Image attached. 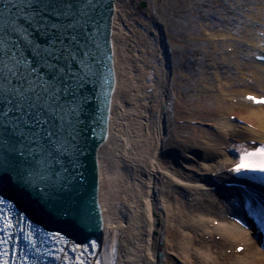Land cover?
Instances as JSON below:
<instances>
[{
	"label": "bare ground",
	"instance_id": "obj_1",
	"mask_svg": "<svg viewBox=\"0 0 264 264\" xmlns=\"http://www.w3.org/2000/svg\"><path fill=\"white\" fill-rule=\"evenodd\" d=\"M122 1H117L118 9H123ZM151 4L145 16L151 27L146 25L142 30L143 41L135 45L134 60H126L123 74L117 72L108 135L96 153L100 223L93 225L92 231L105 244L116 246V264H170L175 258L179 264H264V252L255 241L227 220L225 212L233 213L227 209L231 203L221 197L226 192L219 185L233 176L231 169L241 152L264 141V106L245 98L246 94L264 90V69L257 68H264V63L246 58L248 51L253 56L261 53L254 31L256 26L264 29V0H226L211 6L204 21L201 19L207 31L221 28L252 35V41L246 40L253 44H241L245 53L238 56L235 66L233 56L224 51L223 61L212 65L214 72H207V79L204 76L200 80L205 85L195 82L199 68L190 78L179 76L183 81L193 80L194 91H203L212 99L207 110L194 113L180 108L185 93L178 99L174 91L177 84L167 66L172 52L168 34L155 0ZM238 11L250 12L253 27L231 17ZM220 15L224 17L218 25L212 19ZM118 16L116 47L117 38L128 45L126 37L130 33L123 16ZM218 40L222 45L228 38ZM241 45L236 42L234 47ZM214 54L217 52H196V59L181 62V71L189 74ZM211 79L220 82L212 86ZM241 81L256 92L238 93L236 85ZM181 87L185 90L186 85ZM181 120L183 124L196 121L191 134L178 129ZM203 122L207 127L199 128ZM214 220L217 226L210 225ZM239 245H244L239 253L229 255L224 251L225 247L237 249Z\"/></svg>",
	"mask_w": 264,
	"mask_h": 264
},
{
	"label": "snow or ice",
	"instance_id": "obj_2",
	"mask_svg": "<svg viewBox=\"0 0 264 264\" xmlns=\"http://www.w3.org/2000/svg\"><path fill=\"white\" fill-rule=\"evenodd\" d=\"M102 5L103 0H0V180H15L44 204L56 197L62 211L85 226L90 216L81 207L76 185L83 179L81 158L98 123L95 101L104 96L107 82L101 59L107 43L101 33ZM249 99L264 104V99ZM231 171L264 173V146L243 153ZM252 199V226L264 232V194ZM6 204L13 207L0 197V205ZM16 220L14 224L12 216L0 212V264H17L12 256L19 248L13 252L10 244L18 242L13 230L24 217ZM51 236L68 242L60 232ZM23 240L25 259L30 252L38 264L42 254L32 231ZM90 247L96 248V242ZM88 249L74 244L72 252L80 254L75 261L65 259L88 264Z\"/></svg>",
	"mask_w": 264,
	"mask_h": 264
},
{
	"label": "rangeland",
	"instance_id": "obj_3",
	"mask_svg": "<svg viewBox=\"0 0 264 264\" xmlns=\"http://www.w3.org/2000/svg\"><path fill=\"white\" fill-rule=\"evenodd\" d=\"M145 1L147 3L146 7H142L141 3ZM226 2V0H155V3L158 6L160 15L162 20L164 21V27L166 28L168 37L167 41H169V44L171 46V71H169V74H171V78L173 79V82L177 85H175V92L178 97V99L182 96V92L185 93V99L183 100V104H180V108L182 110L187 111L188 113H194L196 111H202L207 110L208 105L210 104L209 99L210 97L208 94H205L203 91L200 93L194 91L196 89L194 85V81L192 80V83L187 80L179 79V76L183 74L186 78H190L191 75L194 76L195 69H200V75L199 78L197 77L195 79V82L198 84L205 85L202 81L204 79V76L206 77V74L208 72V75H211V73L214 72L215 68H212V65L214 61H223L224 58V51H228L229 55L233 56V63L232 66H235L240 58L238 56H242L245 53V50L242 49V43H246L248 45H252L253 37L252 35H243L238 33H231L230 31L223 30L221 28L214 29V31H207L203 25V19L204 15L209 12V8L211 6L220 5ZM125 8H124V5ZM124 4V5H123ZM123 15L126 14V17L124 20L127 23L126 30H130V33L127 35L126 42L128 45H125L120 38H117L116 43L117 45V69L123 74L124 65L126 64V60L132 61V59L135 57V45H140L139 42L143 41L142 35H144V28L146 25H149V23H146V14L149 13L151 9V0H123ZM226 6V5H224ZM248 13V14H247ZM250 12H241L238 11L237 13L231 14V17L236 18L239 21H244L247 23L248 27H253V16L249 15ZM146 16V17H145ZM224 17L223 15L218 16L213 22L217 23L219 25V20H222ZM203 21H202V20ZM206 22V21H205ZM151 27V26H150ZM150 27L148 31H150ZM241 27V25H240ZM256 26V29L254 31L255 36H258L257 45L258 47H264V29ZM262 30V31H261ZM152 31V30H151ZM132 32H134V36L132 35ZM225 33L226 35L220 36L219 34ZM219 35V36H217ZM233 35V36H231ZM238 36V37H237ZM225 37L228 38V40H223V44L220 45L219 38ZM215 38V39H214ZM250 41H247V40ZM140 40V41H139ZM215 40V41H214ZM214 41V42H213ZM263 41V43H262ZM237 42L238 45H241L240 47H234L235 43ZM233 45V46H228ZM141 48V47H140ZM235 48V49H234ZM145 49V48H144ZM237 49V50H236ZM202 50L210 51L213 53V51L217 52V54H214V57H209V60H206L202 63L200 66H195L192 70H190V73L186 74L181 71V68L183 66L181 65V62L185 61V58H192L196 59L197 57L195 55L196 52H202ZM126 55H125V52ZM139 52V51H138ZM137 52H135L136 54ZM234 54V55H233ZM252 53L249 51L246 52V58L253 59ZM222 58V59H221ZM216 59V60H213ZM134 60V59H133ZM137 62L135 61L134 64ZM168 66V65H167ZM257 68H260V71H263V67L259 66ZM232 72H236L234 69H230ZM167 71V73H168ZM198 73V72H197ZM234 74V73H233ZM207 75V76H208ZM246 77V76H245ZM246 78H249L246 77ZM207 79V77H206ZM212 86L217 85L220 81H217L215 79H211ZM220 80V78H219ZM225 80H223L224 82ZM186 85L185 90L182 89L181 86ZM200 87V86H199ZM211 88V86H210ZM215 90V87H213ZM236 89L238 90V93L242 94L244 91H255V89L251 88H245L242 85V81L240 83H237ZM184 90V91H183ZM256 92V91H255ZM258 93H264V90L258 91ZM233 100H236V98H233ZM179 101V100H178ZM231 101V99H230ZM213 103V101H212ZM234 117V116H233ZM184 120H181L179 123H177L178 129L181 130V132L185 134H191L193 132V127L197 125L196 121H188L189 124H183ZM204 125H199V128H205L207 127V124L203 122ZM209 126V125H208ZM178 196V195H176ZM217 220H214V222H211L210 225H216ZM214 223V224H213ZM226 254H233L236 252L235 248H224ZM178 259H173L170 261V264H179Z\"/></svg>",
	"mask_w": 264,
	"mask_h": 264
},
{
	"label": "water",
	"instance_id": "obj_4",
	"mask_svg": "<svg viewBox=\"0 0 264 264\" xmlns=\"http://www.w3.org/2000/svg\"><path fill=\"white\" fill-rule=\"evenodd\" d=\"M117 1L103 0V5L100 9L102 13L100 16L101 33L107 40L101 56L103 72L107 79L103 86L104 96H107V104L103 103L104 96H101L100 100L95 101V118L98 123L94 125L95 131L90 136L85 153L81 158L82 166L80 167V172L83 174V179L76 185V192L80 198L81 207L84 212L89 214L90 223L85 226L77 216H69L63 212L56 197H53L48 204H44L34 192L24 191L15 180H0V193L12 198L22 211L49 228L60 230L79 242L87 241L94 236L95 233L92 231V226L100 223L98 203L99 167L96 153L103 146L108 135L110 109L117 82L113 40ZM142 5L145 6L146 3L143 2ZM96 92L97 94L101 92L99 84L96 86Z\"/></svg>",
	"mask_w": 264,
	"mask_h": 264
}]
</instances>
